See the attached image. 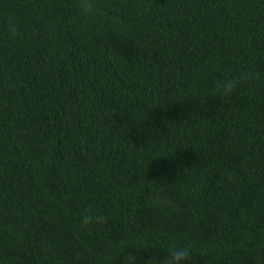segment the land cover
<instances>
[{
    "label": "trees",
    "instance_id": "obj_1",
    "mask_svg": "<svg viewBox=\"0 0 264 264\" xmlns=\"http://www.w3.org/2000/svg\"><path fill=\"white\" fill-rule=\"evenodd\" d=\"M99 4L0 0V264H264V0Z\"/></svg>",
    "mask_w": 264,
    "mask_h": 264
},
{
    "label": "clouds",
    "instance_id": "obj_2",
    "mask_svg": "<svg viewBox=\"0 0 264 264\" xmlns=\"http://www.w3.org/2000/svg\"><path fill=\"white\" fill-rule=\"evenodd\" d=\"M78 14L85 22L92 21L104 15L99 4V0H78ZM15 31V28H12ZM247 76H251L248 73ZM243 77H228L215 82L214 92L221 100H229L239 88ZM105 224L103 215L94 214L85 210L81 214L80 225L89 229L100 227ZM193 250L189 245H172L167 249V254L161 258L155 253H148L144 264H192ZM125 264H137V257L129 254L125 259Z\"/></svg>",
    "mask_w": 264,
    "mask_h": 264
}]
</instances>
